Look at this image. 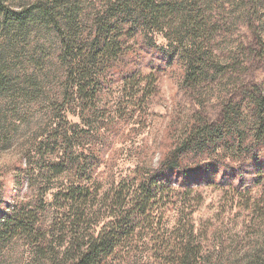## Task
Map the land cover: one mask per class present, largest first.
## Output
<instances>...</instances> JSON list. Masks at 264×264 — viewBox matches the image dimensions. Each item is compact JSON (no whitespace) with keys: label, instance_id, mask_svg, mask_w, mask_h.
Instances as JSON below:
<instances>
[{"label":"trees","instance_id":"16d2710c","mask_svg":"<svg viewBox=\"0 0 264 264\" xmlns=\"http://www.w3.org/2000/svg\"><path fill=\"white\" fill-rule=\"evenodd\" d=\"M238 1L242 4L249 0H117L103 14L92 18L86 30L78 32L84 23L78 22L70 5L61 9L56 0H41L15 9L0 0L3 29L18 34L40 29L53 32L60 44L56 63L63 72L60 98L49 107L52 120H57L50 136L38 144L39 150L46 149L39 155H48L40 173L48 181L60 184L50 202L46 200L49 190L38 192L35 208L48 206L54 216L46 226L35 210L28 209L27 202L5 201V192L0 188V248L21 238L43 258L53 254L52 247L57 244L60 253L56 256L62 255L61 264H115L128 259L139 245V238L149 237L146 245L154 257L158 255L166 264H204L191 221L179 220L171 228L164 224V212L167 206L174 205L176 191L188 195L193 192L192 186L184 185L185 181L176 182L174 175L183 172L186 177L189 173L183 171L184 160L194 152H208L213 144L217 147L223 140L232 142L230 150L239 151L248 131L256 138L253 143L258 144L252 156L254 164H258L259 150L264 147V100H260L255 115L259 129L248 128L240 113L227 110V127H194L188 139L174 150L172 161L167 158L160 167L149 168L145 173L136 168L131 176L111 185V195L103 196L98 176L106 162L99 147L105 146L99 138L109 136L102 133V126L98 131L92 130L90 119L95 117L92 109L97 107L100 95L113 85L123 84L124 96L131 98L143 92L154 93L153 84L151 88L144 84L147 77L125 62L131 52L144 54L149 59L146 65L153 66V70L158 64L171 67L182 63L184 83L195 95H202L203 89L215 86L232 70L236 72L234 64H222V57L215 50L219 49V16ZM131 43L137 50H132ZM134 84L137 90L127 93ZM32 85L35 86L32 80L18 81L0 65L1 143L12 141L11 135L17 129H11L18 113L16 106L30 96ZM13 104L15 109L10 112ZM70 115L77 117L79 123L72 122ZM27 159L26 168L16 172L15 185L20 181V186H33L31 177L36 169ZM262 173L261 168L258 177ZM66 175L70 177L64 182L61 178Z\"/></svg>","mask_w":264,"mask_h":264},{"label":"rangeland","instance_id":"374dc122","mask_svg":"<svg viewBox=\"0 0 264 264\" xmlns=\"http://www.w3.org/2000/svg\"><path fill=\"white\" fill-rule=\"evenodd\" d=\"M2 1L17 9L41 0ZM56 1L61 9L65 5L75 9L78 22L84 23L77 28L79 32L86 30L92 18L103 14L117 0ZM229 8L230 11L219 16V49L215 53L222 57V64H234L236 72L232 70L215 86L203 89L202 95H195L185 85L182 63L171 67L158 64L153 70V66L146 65L149 59L139 51L131 52L125 62L129 61L128 66L138 68L147 77L144 84L150 88L153 84L154 93L126 97L125 86L118 83L100 95L90 123L94 126L92 130L98 131L102 126V133L109 136L99 138L105 146H100L99 151L106 162V168L101 167L98 176L103 187L101 196L111 195L108 192L111 185L131 176L136 168L145 173L149 168L160 167L167 158L172 161L176 156L174 150L188 139L194 127L201 129L208 125L213 130L225 127L227 110L240 113L248 128L259 129L255 115L260 100H264V0L233 2ZM1 22L0 18V65L18 81L32 80L35 86L28 90L30 96L16 106L18 113L11 129H17L11 135L12 141L0 142V188L5 192V201L27 202L28 209L35 210L48 226L53 209L35 208L36 195L42 189L49 190L46 200L50 202L60 181H48L40 173L48 155H39L46 149L39 150L38 144L50 136L57 120H52L49 107L59 100L63 84V72L56 63L60 44L48 29L18 34L3 29ZM130 46L137 50L133 43ZM137 88L130 85L127 93ZM14 109L13 104L9 110ZM69 117L79 123L77 117ZM248 132L239 151L230 150L232 142L223 140L217 147L213 144L208 152L188 156L183 168L189 173L186 177L183 172L174 175L176 182L185 181L184 185L192 186L193 192L188 195L176 191L174 205L167 206L164 212V224L171 228L179 220L191 221L204 264H264V147L259 150L255 165L252 156L258 144L253 143L256 138ZM25 158L36 169L31 177L32 187L20 186V181L14 183L16 172L26 168ZM261 168L262 177H258ZM69 177L61 180L65 182ZM139 239L128 259L115 264H166L158 255L154 257L146 245L149 237ZM56 245L52 247L53 254L43 258L26 240L15 239L0 248V264H61L62 255L56 256L59 252Z\"/></svg>","mask_w":264,"mask_h":264}]
</instances>
